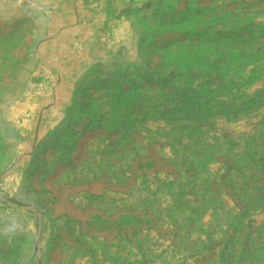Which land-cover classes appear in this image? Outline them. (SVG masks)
Listing matches in <instances>:
<instances>
[{
  "label": "rangeland",
  "instance_id": "1",
  "mask_svg": "<svg viewBox=\"0 0 264 264\" xmlns=\"http://www.w3.org/2000/svg\"><path fill=\"white\" fill-rule=\"evenodd\" d=\"M0 1V264H264V0Z\"/></svg>",
  "mask_w": 264,
  "mask_h": 264
},
{
  "label": "crops",
  "instance_id": "2",
  "mask_svg": "<svg viewBox=\"0 0 264 264\" xmlns=\"http://www.w3.org/2000/svg\"><path fill=\"white\" fill-rule=\"evenodd\" d=\"M145 1L148 0H58L57 5L48 4L46 6L47 14L44 16L47 26H53V30L52 33H50V29L45 33L52 37V42L56 41L57 49L48 50L50 61H54V58L56 61L53 64L46 63L47 68L50 69V72L62 73L79 64L81 56L78 52L71 51L80 50L83 45L87 48L93 47L92 42H95L97 37L95 35L99 9H107L103 12L106 13L109 12V6L113 5L114 9L117 7L118 10L126 12L137 9ZM51 10L58 12L51 13ZM92 36H94V40ZM70 41L72 44H68L71 43ZM30 64L32 65V63ZM45 72L47 71H42V73Z\"/></svg>",
  "mask_w": 264,
  "mask_h": 264
},
{
  "label": "built area",
  "instance_id": "3",
  "mask_svg": "<svg viewBox=\"0 0 264 264\" xmlns=\"http://www.w3.org/2000/svg\"><path fill=\"white\" fill-rule=\"evenodd\" d=\"M8 1H12V0H8Z\"/></svg>",
  "mask_w": 264,
  "mask_h": 264
}]
</instances>
